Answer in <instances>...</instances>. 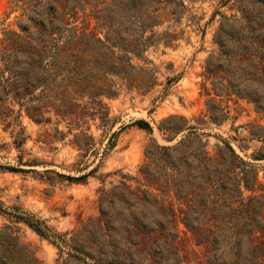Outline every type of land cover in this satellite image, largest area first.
Segmentation results:
<instances>
[{"label": "rangeland", "instance_id": "1", "mask_svg": "<svg viewBox=\"0 0 264 264\" xmlns=\"http://www.w3.org/2000/svg\"><path fill=\"white\" fill-rule=\"evenodd\" d=\"M239 4L245 11L251 7L264 11L251 0H0V50L6 43L3 39L16 40L15 34L32 40L41 19L48 30L64 19H69L68 26L77 27V35L69 41L77 55L60 50L52 59L53 67L20 73L23 80L39 74L42 85L24 90L21 98L13 94L19 82L1 91L0 229L9 226L43 264H60L57 248L15 215L32 214L53 231L69 237L88 218L98 215L101 190L124 183L131 190L139 187L153 191L170 203L177 226L175 243L182 256L179 264H207V243L197 242L180 220L185 204L172 190L159 194L145 185L139 168L149 161L145 149L154 141L174 146L195 130L209 157L215 156L217 145L228 144L240 161L253 168L254 184L250 189L241 187L242 197L254 196L264 202V115L255 110L252 101L227 89L230 79L232 86L244 85L251 90L254 83L242 78L241 71L252 66L241 68L231 52L219 53L216 41L221 25L232 26L242 34L250 29L252 21L245 20ZM99 23L119 29L120 46L114 47L115 54L126 53L119 47L130 50L121 61L110 57L90 35H80L81 30L95 32L103 39V29L96 26ZM48 34L45 32L44 37ZM55 35L53 31L49 34ZM237 44V39L228 41L231 48ZM25 48L24 43L19 47V60L26 56ZM50 53L46 52L44 62L51 60ZM96 56H102L104 64L121 62L142 83L130 85L111 73L104 78L93 69L92 76L83 80L86 85L91 83L88 89L105 85L111 86L113 93L92 96L86 86L82 92L73 91V86L62 92L66 83L77 81V73L96 63ZM81 59L82 66L73 69V61ZM25 106L32 114L37 111L43 120L30 118ZM138 120L150 129L140 127ZM169 125H183L184 129L164 131ZM170 136L172 139H168ZM85 143L87 150L77 145ZM208 167L213 170L216 166ZM91 169L83 180L63 176ZM181 169L180 175L185 176ZM151 171L160 174L163 169L152 164ZM246 177L250 179L252 173ZM150 196L146 201L133 199L132 209L141 208L152 219L158 214ZM261 209L264 215V204ZM203 213L205 218L209 215L207 210ZM216 232L203 239H210ZM261 239L264 237L256 241ZM158 243L153 242L151 248ZM253 243L243 238L238 244L240 254L222 243L217 245L216 263L250 259Z\"/></svg>", "mask_w": 264, "mask_h": 264}, {"label": "trees", "instance_id": "2", "mask_svg": "<svg viewBox=\"0 0 264 264\" xmlns=\"http://www.w3.org/2000/svg\"><path fill=\"white\" fill-rule=\"evenodd\" d=\"M226 2L228 0H225ZM239 2L241 0H235ZM251 3L260 5L264 9V0H251ZM239 10L245 15L247 21H252L250 29L242 34L241 31L233 29L232 26L224 28L222 25L217 29L216 41L219 45V53L236 58L241 68L247 64L251 67L241 71L242 78H249L254 86L248 90L246 86H232L229 79L227 89L231 92L246 98L254 103L255 110L264 115V11H254V7L245 11L239 4ZM69 19H64L58 25H51L49 30L41 19L38 22L37 34L30 40L27 35L15 34V39L5 40L0 50V102L4 99L1 91H7L6 87L12 82L15 83L14 96L21 98L24 90L35 88L37 84L42 85L39 74L33 78L23 80L20 76L22 71L40 68L45 70L53 67V57L60 50L77 55L76 49L70 47L69 41L77 34L76 25L68 26ZM97 28L103 29V39L95 32L85 33L79 31L80 35L88 34L98 43L99 47L108 51L110 57L121 61L130 50L119 47L126 53L124 55L115 54L114 47L120 46L117 43L119 29L112 30L110 24L99 23ZM23 31L26 30L21 26ZM57 33L51 37H44L47 32ZM67 33V34H66ZM237 39V47H229L228 41ZM25 44L26 56L19 60L16 53L19 47ZM51 52L50 61L44 62L46 52ZM132 52V51H131ZM134 52V51H133ZM102 56L95 57V64L88 66L76 74L77 81L73 85L66 83L63 91L67 87L73 86V91L82 92L91 83L83 81L91 71L96 69L100 76L105 78L106 74L118 75L125 79L130 85L137 86L142 82L132 76L123 67L121 62H102ZM82 59L73 61L72 68H80ZM129 67L131 64L127 63ZM226 70V69H225ZM211 73V71H210ZM92 76V75H91ZM24 78V77H23ZM85 83V85H83ZM46 86V85H45ZM86 86V87H85ZM90 90L92 96L100 94H111V86H95ZM6 93V92H5ZM28 94L29 92L26 91ZM22 104V103H20ZM28 116L34 121L43 120L42 115L30 113L28 106L24 107ZM33 107L32 110H37ZM59 110V109H57ZM63 114L64 111H59ZM182 119L185 118L182 117ZM164 123V120H163ZM137 124L142 128L150 129V126L138 120ZM164 131L177 133L184 129L183 125H169L163 128ZM170 136L168 139H172ZM79 148L88 149V144H77ZM145 155L149 159L143 164L139 171L143 176L144 184L151 187L159 194H164L172 190L173 195L185 204V210L180 217L184 226L192 232L197 242L207 243L204 250L207 264H264V240L256 241L259 237H264V215L261 206L263 201L249 196L242 197L241 187L252 188L255 181L253 168L240 161L233 149L225 144L217 145L216 154L213 158L207 155L204 143L195 130L189 131L182 137L176 145H158L155 141L152 146H147ZM160 165L163 172L155 174L151 171V165ZM215 164L213 170H209V165ZM10 170H17L15 167H7ZM183 168L185 176L180 175ZM23 170V169H19ZM93 169L80 175H63L65 178L78 181L83 180ZM252 173L248 179L246 175ZM162 178V181H161ZM156 206V217L149 219L141 208L132 209L133 199L146 201L148 195ZM117 203L114 204V203ZM204 210L209 214L204 217ZM15 217L28 225L39 236L48 239L56 248L60 259V264H179L182 256L179 254L175 243L177 238V226L174 211L168 202L158 198L153 191L144 188L131 190L127 185L114 186L110 190H101L98 198V215L88 218L81 227L69 237L53 231L44 220L34 217V215H15ZM220 221L224 225H220ZM226 229L229 230L226 233ZM210 239H203V236L213 234ZM259 232V235H255ZM254 242L250 252L253 256L242 261L234 260L228 262L215 261V251L217 245L221 243L229 249L240 254L238 244L242 239ZM158 245L151 248L153 242ZM149 242V245L146 244ZM262 244V245H261ZM0 264H43L35 257L30 249L21 244L18 236L9 227L0 229Z\"/></svg>", "mask_w": 264, "mask_h": 264}]
</instances>
